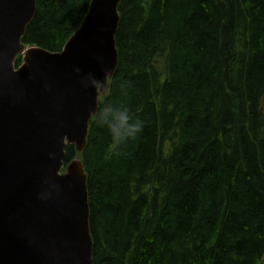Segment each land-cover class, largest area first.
<instances>
[{
	"label": "trees",
	"instance_id": "1",
	"mask_svg": "<svg viewBox=\"0 0 264 264\" xmlns=\"http://www.w3.org/2000/svg\"><path fill=\"white\" fill-rule=\"evenodd\" d=\"M92 0H37L61 51ZM118 67L79 152L95 264H264V0H121ZM16 67L22 56L16 59Z\"/></svg>",
	"mask_w": 264,
	"mask_h": 264
},
{
	"label": "water",
	"instance_id": "2",
	"mask_svg": "<svg viewBox=\"0 0 264 264\" xmlns=\"http://www.w3.org/2000/svg\"><path fill=\"white\" fill-rule=\"evenodd\" d=\"M120 2L92 0L52 52L22 43L37 0H0V264H95L87 174L64 157L85 149L117 71Z\"/></svg>",
	"mask_w": 264,
	"mask_h": 264
},
{
	"label": "rangeland",
	"instance_id": "3",
	"mask_svg": "<svg viewBox=\"0 0 264 264\" xmlns=\"http://www.w3.org/2000/svg\"><path fill=\"white\" fill-rule=\"evenodd\" d=\"M65 170H62V172H64Z\"/></svg>",
	"mask_w": 264,
	"mask_h": 264
}]
</instances>
